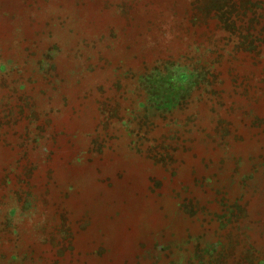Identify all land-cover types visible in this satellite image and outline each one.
Returning a JSON list of instances; mask_svg holds the SVG:
<instances>
[{
	"label": "rangeland",
	"instance_id": "obj_1",
	"mask_svg": "<svg viewBox=\"0 0 264 264\" xmlns=\"http://www.w3.org/2000/svg\"><path fill=\"white\" fill-rule=\"evenodd\" d=\"M0 264H264V0H0Z\"/></svg>",
	"mask_w": 264,
	"mask_h": 264
},
{
	"label": "trees",
	"instance_id": "obj_2",
	"mask_svg": "<svg viewBox=\"0 0 264 264\" xmlns=\"http://www.w3.org/2000/svg\"><path fill=\"white\" fill-rule=\"evenodd\" d=\"M158 65L160 66L161 64ZM160 68L162 71L154 69L150 74L148 73L143 78L141 77V83H144L143 88H141L143 89V94L145 93V100L143 98L142 102H139L135 107L138 112H148L152 117L165 113L162 111L164 108H171L175 104L177 105L179 97L182 95L180 88L190 80V82H194L195 79L192 71L188 73V71L180 68L176 63L161 65ZM154 88L163 89L167 93V98L164 99L165 103L157 97V91H154ZM167 110L170 111L171 109Z\"/></svg>",
	"mask_w": 264,
	"mask_h": 264
}]
</instances>
